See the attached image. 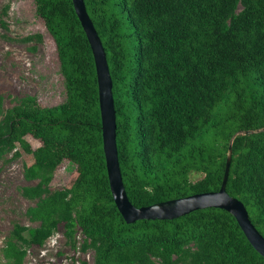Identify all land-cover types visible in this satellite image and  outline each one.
<instances>
[{"label":"trees","instance_id":"16d2710c","mask_svg":"<svg viewBox=\"0 0 264 264\" xmlns=\"http://www.w3.org/2000/svg\"><path fill=\"white\" fill-rule=\"evenodd\" d=\"M83 1L112 80L129 201L139 207L217 190L230 145L225 189L264 237V0ZM33 4L54 42L64 97L51 106L29 95L8 108L0 102V158L30 156L23 175L37 181L21 194L35 200L26 214L39 220L13 223L1 248L6 264H23L27 249L57 230L69 249H90L92 264H264L221 208L123 219L108 184L93 55L72 1ZM63 161L72 180L51 189ZM191 172L203 175L192 180Z\"/></svg>","mask_w":264,"mask_h":264},{"label":"rangeland","instance_id":"374dc122","mask_svg":"<svg viewBox=\"0 0 264 264\" xmlns=\"http://www.w3.org/2000/svg\"><path fill=\"white\" fill-rule=\"evenodd\" d=\"M2 10H5L4 14ZM34 32L41 34V41L21 40ZM32 46L35 49L32 50ZM26 95L34 96L42 106L55 105L63 100L55 45L42 20L34 12L33 0H0V102L3 108H8ZM25 139L32 147L40 144L29 135ZM12 153L7 152L0 158V264H6L1 248L13 223L32 227L39 224V220H30L26 214V209L33 206L35 200L21 194L23 186L37 181L27 180L23 175L24 164L30 156L21 151V155L13 158ZM72 170L71 163L63 161L54 171L49 187L54 189L69 185ZM202 175L191 172L190 178L197 180ZM81 238L77 234L76 239L80 241ZM72 256L77 258L74 264H80L81 260L92 264L93 252L90 249L85 252L69 249L64 244L62 233L57 230L42 246L29 247L22 263L66 264Z\"/></svg>","mask_w":264,"mask_h":264},{"label":"water","instance_id":"95a60500","mask_svg":"<svg viewBox=\"0 0 264 264\" xmlns=\"http://www.w3.org/2000/svg\"><path fill=\"white\" fill-rule=\"evenodd\" d=\"M71 1L93 55L98 90L102 148L108 184L114 203L123 219L126 222H133L138 219H173L197 209L207 207L221 208L229 212L235 218L248 242L262 257H264V237L250 221L247 209L242 201L229 195L225 189L229 169L230 145L228 147V157L224 167L221 184L217 190L193 193L139 207H135L129 201L123 185L118 162L112 80L106 54L95 27L86 11L84 1ZM245 132L248 133L249 131Z\"/></svg>","mask_w":264,"mask_h":264}]
</instances>
